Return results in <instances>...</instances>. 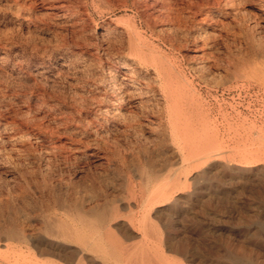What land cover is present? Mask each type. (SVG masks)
<instances>
[{"label": "rangeland", "instance_id": "obj_1", "mask_svg": "<svg viewBox=\"0 0 264 264\" xmlns=\"http://www.w3.org/2000/svg\"><path fill=\"white\" fill-rule=\"evenodd\" d=\"M263 128L264 0H0V264L99 261L54 233L97 234L78 207L132 244L111 264H264Z\"/></svg>", "mask_w": 264, "mask_h": 264}, {"label": "bare ground", "instance_id": "obj_2", "mask_svg": "<svg viewBox=\"0 0 264 264\" xmlns=\"http://www.w3.org/2000/svg\"><path fill=\"white\" fill-rule=\"evenodd\" d=\"M66 12V11H65ZM122 34V33H121ZM139 47V46H138ZM145 48V46H143ZM142 47V48H143ZM148 49V48H147ZM152 49V48H151ZM134 55L136 57H140L141 59L143 58V63L147 62L146 60V56L147 53L141 49L140 51H136L134 50ZM151 52V51H149ZM131 55V54H130ZM132 56V55H131ZM122 57V56H121ZM135 57V58H136ZM145 58V59H144ZM150 58V56H149ZM140 59V60H141ZM153 60V58H151ZM149 60V59H148ZM155 61V60H153ZM152 61V62H153ZM156 62V61H155ZM154 62V63H155ZM153 63V64H154ZM150 64V62H149ZM125 66V65H124ZM130 66V65H129ZM129 69V68H128ZM134 69V68H133ZM130 72V71H129ZM130 75V74H129ZM114 76V75H113ZM132 76V75H131ZM130 78V77H129ZM116 79V78H115ZM167 79V78H166ZM150 83V82H149ZM113 84V83H112ZM115 84V83H114ZM140 84V82H139ZM108 85V84H107ZM131 85V84H130ZM134 85V84H132ZM103 86V85H102ZM138 86V85H136ZM141 87V86H140ZM123 88V87H122ZM125 88V87H124ZM128 88V87H127ZM120 89V88H119ZM133 89V88H132ZM131 89V90H132ZM144 89V88H143ZM142 89V90H143ZM110 90V89H109ZM114 90V89H111ZM136 90V89H135ZM141 90V91H142ZM145 90V89H144ZM122 91V90H121ZM139 91V90H138ZM114 92V91H113ZM116 92V91H115ZM136 92V91H135ZM140 92V91H139ZM124 93V92H123ZM133 93V92H132ZM148 93V92H147ZM112 94V93H111ZM134 94V93H133ZM143 93H141L142 95ZM145 94V93H144ZM132 95V94H131ZM117 96V95H116ZM122 96V94H121ZM128 96V95H127ZM134 96V95H133ZM136 96V95H135ZM118 97V96H117ZM131 97V96H130ZM142 97V96H141ZM136 99V98H135ZM107 100V99H106ZM114 101V100H113ZM117 101V100H116ZM125 101V100H124ZM127 101V100H126ZM135 103V102H134ZM114 104V103H113ZM170 111V110H169ZM172 111V110H171ZM170 111V112H171ZM174 111V110H173ZM173 114V113H172ZM176 113L174 112V117H175ZM170 116V114H169ZM180 116V115H179ZM171 117V116H170ZM172 119V118H171ZM247 119V118H246ZM174 123V122H173ZM256 123V122H255ZM171 126L174 127L175 125L172 124L170 122ZM176 126H178L176 124ZM220 127V126H219ZM176 128V127H175ZM261 128V127H260ZM172 129V128H171ZM177 129V128H176ZM264 129V128H263ZM215 130V129H214ZM176 132V131H175ZM220 134V133H219ZM171 135V133H170ZM173 136V135H172ZM218 136V135H217ZM220 136V135H219ZM174 137V136H173ZM221 137V136H220ZM222 138V137H221ZM220 138V139H221ZM223 139V138H222ZM227 140V139H226ZM222 141V140H221ZM230 141V140H229ZM203 143V142H202ZM203 147V146H202ZM207 147V146H206ZM259 147V146H258ZM181 148V146H180ZM204 148V147H203ZM183 151V150H181ZM181 153V152H180ZM184 153V152H183ZM191 153V152H190ZM197 154V153H196ZM195 154V156H196ZM201 156H196L194 158L191 157L190 160V164L189 167L186 168H190V170L194 167H198V169L200 168L199 165L204 164L207 160H209L214 154L212 152H206L203 151L201 152ZM200 155V154H199ZM218 155V154H217ZM188 157V155H187ZM215 157V156H214ZM190 158V157H189ZM251 158V157H250ZM212 160V159H211ZM185 161V160H184ZM183 161V162H184ZM244 162V161H243ZM196 169V168H194ZM201 169V168H200ZM186 171V170H185ZM166 172V171H165ZM177 172L178 171H169L167 172V176L166 178L168 179L167 183H163L166 184L162 189H153L149 196H147V199L149 202H156V201H166L168 199L171 198L172 193L175 191V189L177 188V182H175V178L174 176H177ZM189 172V169H188ZM207 169L202 170V174H207ZM152 173V172H151ZM186 173V172H185ZM153 176V175H152ZM164 176V175H163ZM180 176V175H179ZM157 179L159 178L158 175H156ZM152 178V177H150ZM185 178H189L188 176ZM184 178V179H185ZM156 179V178H155ZM156 179V180H157ZM160 179V178H159ZM164 179V178H163ZM166 179V180H167ZM164 180V181H166ZM187 180V179H186ZM180 181V180H179ZM184 181V180H183ZM179 183V182H178ZM185 183V182H184ZM183 183V184H184ZM149 184V183H148ZM179 185V184H178ZM149 186V185H148ZM181 187V186H180ZM177 203V198L173 200V202L171 203L172 206H174ZM155 205V204H154ZM101 209V208H100ZM77 210V220L79 221V223H85L87 225L91 226H96L98 227V231L97 234L93 235L91 237V239H89L86 235H77V232H72L68 230V223L65 221L59 222L57 223L58 228L57 230L54 231L55 235H60L61 237L64 238V240H68V241H72V240H79L80 242H82L85 246L86 251H90L96 255H98L99 261L95 258V257H91V256H85L82 255V251L76 248H66V247H55V246H49L46 243H42L41 241H36V248L38 250V252L40 254H45V255H51V256H56V257H60L62 258L65 262H67L68 264H111L112 260L115 261H120L121 262V258H122V254L125 253L124 251H127L129 249V247L132 245H125L124 247H120V240L119 238H117V236L114 234V232L112 230H109L108 227V219L109 216L102 210H94L93 208L88 209L86 211L82 210L81 208H76ZM111 211V210H110ZM65 213L67 214L68 212L65 211ZM66 216V215H65ZM73 216V215H72ZM54 219V218H53ZM69 219V218H68ZM75 219V217H74ZM73 219V220H74ZM76 220V219H75ZM76 220V221H77ZM170 220V219H169ZM71 221V220H70ZM55 222V220H54ZM57 222V221H56ZM74 222V221H73ZM70 223V222H69ZM55 224V223H54ZM75 224H78L75 222ZM74 224V225H75ZM82 225V224H81ZM48 226L51 228L52 225L49 223ZM73 226V225H71ZM77 226V225H76ZM85 226V225H84ZM83 226V227H84ZM88 227V228H89ZM122 226L116 225L115 228L117 230H119L123 236V238L125 239V241H129L135 238L134 234L130 231V230H125L124 228L121 229ZM171 227V226H170ZM46 228V227H45ZM76 228V227H75ZM72 229V228H71ZM94 229V228H93ZM5 230V229H4ZM46 230V229H45ZM82 230V228H81ZM78 231V230H77ZM86 230H84L85 232ZM48 232V231H47ZM53 232V231H52ZM88 233V232H85ZM90 233V232H89ZM94 233V232H92ZM3 234L7 237V238H20L22 233H20L19 231L16 230V228H11L7 229L3 232ZM149 232L146 231V235H148ZM78 236V237H77ZM173 236V235H172ZM172 236L170 235H166V238L164 240V244L165 247L168 251H177L179 248H177L176 246V241H174V239L172 238ZM146 239V238H145ZM65 240V241H66ZM107 242H109V244H107ZM149 242V241H148ZM178 242V241H177ZM129 246V247H128ZM123 252V253H122ZM89 253V252H88ZM127 253V252H126ZM97 257V256H96ZM136 264L134 260H127V264ZM233 264H244L239 260H233Z\"/></svg>", "mask_w": 264, "mask_h": 264}]
</instances>
